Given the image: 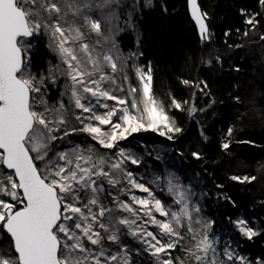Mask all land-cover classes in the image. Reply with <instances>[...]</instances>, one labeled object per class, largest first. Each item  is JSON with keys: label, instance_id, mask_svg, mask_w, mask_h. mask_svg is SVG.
<instances>
[{"label": "snow or ice", "instance_id": "1", "mask_svg": "<svg viewBox=\"0 0 264 264\" xmlns=\"http://www.w3.org/2000/svg\"><path fill=\"white\" fill-rule=\"evenodd\" d=\"M188 2L200 34L206 39L207 13L201 11L197 0ZM260 3L264 4V0H260ZM124 6L122 0H0V229L11 239L10 251L0 252V264L116 262L119 252L106 255L101 247L96 254L88 245H101L104 239L119 242L118 229L106 237L97 230L98 226V229L109 231L103 219L113 209L101 203L99 194L104 191V181L113 187L120 183L116 178L117 173L122 174L132 188L147 193L146 198L133 195L132 203H118L120 210L136 217L121 218L118 223L131 228L140 218L139 213L143 212L148 217L145 223L156 225L159 236L170 237L162 241L157 234L143 227H137L131 233L133 236L139 235L141 239L147 237L144 242L157 259H160V254L169 256L162 259L160 264H175L169 250L175 249L179 240L183 239L179 229L185 227L184 220L187 221V231H195L192 227L193 213L198 214L200 208L190 206L186 193L178 190V186L171 181L168 191L175 194L177 198L174 203L179 207L173 210L171 206H166L149 187L137 182L133 174L123 168L125 160L139 163L123 150L117 154L122 159L112 163L103 157L94 160V149H82L79 145L50 155L54 141L76 131L88 133L93 140L108 149L116 147L119 140L141 129L160 131L162 136L181 131L152 94L151 66L147 72L139 68L136 70L141 82L139 102L135 96L137 89L129 88L130 106L136 110V114L130 111L128 99L114 95L104 86L105 83L115 85L116 80L103 72L100 58L94 56V49L84 42L85 36L81 31L83 25H78L76 19L82 17L84 25L91 32L101 35L102 24L118 19L119 9ZM132 8L134 11L135 4ZM106 9L112 10L110 15L94 18ZM69 14L73 18L71 23ZM131 14L129 12V17ZM247 22L253 24L254 17ZM42 30L50 34L61 62L67 66L64 70L57 66L55 70L66 75L71 82L70 103H74L75 108L82 110V113L90 114L86 118L82 114L77 115L76 120L83 127L63 130L62 136L58 133L67 124L64 104L61 102L58 108L50 109L42 91L46 77L37 79L30 71L29 38ZM102 59L113 73L117 71V63L111 55H104ZM97 73L98 79L94 78ZM183 83L188 84L189 81ZM120 91L123 89L120 88ZM92 98H96L95 104ZM100 98L116 101L117 104L109 107L104 103L102 107L107 111L97 114L95 107L100 105ZM172 105L177 109L182 107L175 99ZM118 112L120 122L114 123L113 117ZM85 119L89 122L85 123ZM105 125L110 126V130H104L102 126ZM231 132L232 129H229V134ZM168 139H172V136L169 135ZM223 147L227 149L229 144L225 143ZM193 155L199 158L198 153ZM106 165L108 170H105ZM232 179L244 182L249 177L233 176ZM134 205H139V209ZM94 207L97 210L94 211ZM154 213L165 219H157ZM196 223L200 221L197 219ZM211 223L204 225L205 231L199 240L193 236V240H196L195 250L186 249L196 264H226V261L233 260L245 264L243 256H237L227 247L223 252L226 261L216 258L214 244L217 241L210 238L207 231ZM236 224L239 232L249 240L259 235L244 220H237ZM210 250L213 258L209 261L207 253ZM123 264H129L127 256L123 257ZM179 264H184L183 260Z\"/></svg>", "mask_w": 264, "mask_h": 264}, {"label": "trees", "instance_id": "2", "mask_svg": "<svg viewBox=\"0 0 264 264\" xmlns=\"http://www.w3.org/2000/svg\"><path fill=\"white\" fill-rule=\"evenodd\" d=\"M199 2L210 28L206 39L190 15L188 0H122L126 6L119 9L118 44L139 65L151 66L152 94L181 131L162 136L146 130L119 143L139 151L145 145L171 149L175 162L171 169L201 192V210L212 221V233L237 244L252 260L264 262V4L260 0ZM55 61L47 36L36 35L30 71L41 76ZM48 87L51 99L60 97L58 87ZM173 99L181 103L180 109L172 105ZM72 136L83 144L88 139L84 134ZM149 160L150 168L163 172L160 158ZM233 176L249 180L241 182ZM109 186L113 189L107 184L100 200L116 212L114 189ZM155 193L164 203L173 199L163 185ZM109 214L105 220L110 221ZM241 217L259 235L251 240L243 236L236 224ZM1 237L10 247L11 239L2 229ZM134 256L140 264H156L142 251Z\"/></svg>", "mask_w": 264, "mask_h": 264}, {"label": "rangeland", "instance_id": "3", "mask_svg": "<svg viewBox=\"0 0 264 264\" xmlns=\"http://www.w3.org/2000/svg\"><path fill=\"white\" fill-rule=\"evenodd\" d=\"M111 12H112L111 9H106L103 13H97L94 16V18H101V16H108L111 14ZM72 19L73 18L71 14H69V17H68L69 23L72 22ZM76 23L78 25H83V27L81 28V31L84 33V36H85L84 42L88 43L94 49L93 55L98 56L100 58L103 72L114 77V79L116 80L115 85L105 83L104 86L106 88H109L113 92L114 95H117L118 97H121V98L128 99L129 100L128 106H129L130 111H132L133 114H136V110L131 109V106H130L131 97L128 95L129 88L135 87L137 89L135 96H136L137 101L139 102L141 98V92H140L141 82L138 78L136 70L139 68L147 72L148 68L139 65L136 58L133 57L131 53L123 52V50L120 48L118 44V40H117V35L120 30L119 19H111L109 22L103 23L101 35H97L95 32H91L89 28L87 27V25H84L82 17L77 18ZM65 26L67 27V25ZM39 34L47 36L50 47L56 56V61L48 68L46 73H44L41 76H36V75L35 76L37 77V79L41 77H46L42 91L45 93L44 100L46 101L47 106L50 109L58 108L61 102H63L64 104V107L66 109L65 117H66L67 124L65 126V129H62V131L58 133V135L62 136L63 130H70L73 127H75L76 129H80L83 127V124H81L79 121L76 120L77 115L82 114V116L86 118L90 114L82 113V110L75 108L74 103H70L71 82L67 78L66 75H61L60 72H57L55 70L57 66H59L61 70L66 69L67 66L61 62L60 55L55 50V43L52 40L50 34L44 32L43 30ZM35 37L29 38L31 44L35 40ZM97 41L99 43H97ZM104 55H111L113 59L115 60V62L117 63V71L115 73H113L111 71V68L106 63L103 62L102 58ZM89 68H91V65H89ZM52 77H55V79H53ZM125 77H127V79H125ZM94 78L98 79L99 73H97ZM48 84H52L54 87L59 88L58 89L60 92L59 98L55 100L50 98V92H49L50 88L48 87ZM120 88H122L123 91H120ZM92 103L93 104L96 103V98H92ZM104 103H107L109 107L115 106L117 104L116 101L105 100L104 98H100V105H97L95 107V111L97 114H103L104 112L107 111V109L102 107ZM159 103L163 106L161 102ZM140 107L142 108V105H140ZM119 115L120 113L118 112L117 116L113 117L114 123L120 122ZM88 122L89 121L85 119V123H88ZM91 122L98 123L96 121H91ZM102 127L106 131L110 130V126L105 125ZM147 130H151V129H147ZM143 131H146V130L141 129L139 132H143ZM157 132L160 133V131H157ZM82 134L88 137L86 144H83L82 142L78 143L77 140L76 141L73 140L72 135H82ZM133 134L134 133H131L126 138L130 137ZM120 141L121 140L117 142L116 147L112 149H108L100 145L96 140H93L92 137L88 133L76 131V132H71L70 135H68L67 137H64L63 139H58L54 141L52 144V153H50V155L56 152L67 150L72 146L79 145L80 148L82 149H87L88 147H92L94 149V160L100 157H103L109 163H112L117 159H122L121 157H118L117 154L120 152V150H123L127 156H131L139 161V163L133 164L131 163L130 160H125L123 164V168L126 171L131 172L133 174V177L137 180V182L143 183L145 184L146 187H149L152 190V192L155 194V196H156L155 188L163 185L168 191L170 181L173 185L178 186V190H183L186 193V197H187V200L190 206L192 207L198 206L200 208V212L198 214L193 213L192 227L195 229L193 233H189L187 231V226H186L187 221L186 220L183 221L185 227H182L179 229L181 236H183V239L179 240V243L177 244V247L175 249L169 250L170 256L174 260L175 264H179L180 260H183L184 264H196L193 257L186 251V249L192 248L193 250H195L194 244L196 243V240H199L200 237H202L204 234V231H205L204 225L207 224L208 222H212L210 218L207 217L201 210V205H200V200H199L200 197L198 196V195L202 196V194H200L201 192L199 193V191L189 181H184L183 178L180 175H178L175 170H173V168L171 169L170 164L175 163L171 159V149L164 147L162 145H153V146L145 145L144 150L139 151L135 148L122 147L119 143ZM53 146H54V149H53ZM150 156L160 158L163 161V172H159V171L156 172L153 170L154 168L149 167L150 166V160H149ZM136 166H141V168L139 169ZM105 170H108L107 165L105 166ZM116 178L120 180V183L116 185L115 187H113L114 194H112V198H113V203L115 204V207L117 209L115 210L116 212H111V214H109L110 221L108 220V218L106 219L107 221L104 218L103 222L108 226L110 230L108 232L109 234H111V232L116 231L118 229V232H121L122 235L119 237V242L113 243L112 245H111V242L106 239L101 242V245H96V246L88 245V246L96 254H98L101 247L104 249L106 255L109 253L117 254L119 252L118 260L116 262H108V264H123V257L125 256L128 257L129 264H140L134 255H136L137 252H141V251H142V254H145L146 259H154L156 264H160V261L162 259H167L169 258V256L167 254H160V259H157V257L152 254V250L148 247V244L144 242L148 238L144 237L143 239H141L139 235L133 236L131 233L135 228L143 227L147 231L157 234L158 238L162 239V241H167L170 239V237L159 236V228L156 225H153L151 223H145V221L148 220V217L144 216L143 212L139 213L140 218L137 219L136 225H133L131 228L118 223L119 219L125 218V217L128 219H136V217H134L131 213L120 210L117 207L118 203L120 201L132 203L131 197L133 195H136L137 197H141V198H146L147 193H144L140 191L139 189L132 188L131 185L128 184L124 176L120 173H117ZM106 186H107V182L104 181V184H103L104 189L106 188ZM113 189L111 188V190ZM117 192L119 194L118 200L116 199ZM170 195L173 197V199L171 202H165V205L171 206L172 209L175 210L179 207L178 205L174 203V200L177 197L175 196V194H170ZM156 198L158 197L156 196ZM101 203L107 208L111 206L103 201H101ZM134 207L136 209H139L140 206L134 205ZM93 210L95 211L97 209L94 207ZM154 214L156 215L157 219H165L164 217H161L158 213H154ZM197 219L200 221L199 224L196 223ZM238 220H244L247 222V220L243 217L239 218ZM211 227H212V223H211ZM211 227L207 231H208L210 238L217 241L214 244V247L216 249L215 255L218 260L223 259L226 261V258L223 256V252H224V249L227 247V248H230L232 251H234V253L237 256H243L245 258V264H262L261 260H252L249 256L244 255L241 252L240 248L237 246V244H232L231 241L222 239L220 235L213 234ZM97 230L101 232L102 236L104 235L105 231L102 229H98V226H97ZM194 235L196 237V240H193ZM172 239H175V238H172ZM0 242L2 245V248H0V252L5 251V250L10 251L8 240L6 238L4 239L3 237H1V229H0ZM114 245H116V247H113ZM212 258H213V252L210 250L207 253V259L210 261ZM101 259L103 260L104 258H101ZM226 264H241V261L239 260H233L230 262L226 261Z\"/></svg>", "mask_w": 264, "mask_h": 264}, {"label": "water", "instance_id": "4", "mask_svg": "<svg viewBox=\"0 0 264 264\" xmlns=\"http://www.w3.org/2000/svg\"><path fill=\"white\" fill-rule=\"evenodd\" d=\"M197 3H198V5H199V7H200L201 11H202V12H204V10H203V8H202V6H201V4H200L199 0H197ZM188 7H189V12H190V15H191V8H190V5H189V2H188ZM191 17H192V19L194 20V22L196 23V21H195L194 17H193L192 15H191ZM205 23L207 24V27H208V32H207V37H208V35H209V31H210V28H209V24H208L207 17L205 18ZM196 25H197V27H198V30H199V26H198V24H197V23H196ZM199 33H200V31H199ZM200 35H201V34H200Z\"/></svg>", "mask_w": 264, "mask_h": 264}]
</instances>
